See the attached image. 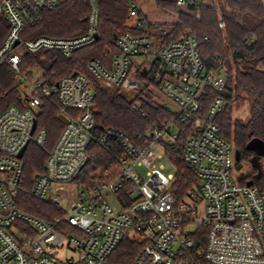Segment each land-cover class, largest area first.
I'll use <instances>...</instances> for the list:
<instances>
[{"label": "built area", "instance_id": "obj_1", "mask_svg": "<svg viewBox=\"0 0 264 264\" xmlns=\"http://www.w3.org/2000/svg\"><path fill=\"white\" fill-rule=\"evenodd\" d=\"M64 1L0 0V17L9 24L0 43V65L8 66L18 80L29 78L21 67L26 51L52 50L68 56L96 41L95 0H90L82 34L23 37L24 29L39 23L45 10ZM175 2L192 14L200 4V0ZM129 14L142 33L119 35V52L111 66L92 58L89 71L102 83L127 93L157 87L175 104V109L167 105L175 117L154 123L139 136L140 142L114 127L98 129L90 77L77 71L52 85L39 69L40 77L31 82L34 93L0 111V264H111L125 236L142 244L134 264H264V189L248 184L250 180L235 181L234 143L217 123L225 104V61L217 54L216 67L210 68L191 33L160 42L141 16L138 1L131 4ZM225 25L221 17L220 26ZM256 39L250 34L245 42ZM134 57H141V62L135 64ZM209 91L215 97L204 111L203 98ZM53 97L59 101V115L68 121L32 189L34 197L63 211L48 220L21 208L18 198L26 179L23 155L30 143L45 146L48 133L39 126L38 116ZM179 122L193 127L183 153L199 180L182 199L173 190L176 172L165 173L160 161L169 160V150H180ZM112 140L122 153L120 174L90 186L77 185L89 160V147H108ZM137 166L146 168L145 176Z\"/></svg>", "mask_w": 264, "mask_h": 264}, {"label": "trees", "instance_id": "obj_2", "mask_svg": "<svg viewBox=\"0 0 264 264\" xmlns=\"http://www.w3.org/2000/svg\"><path fill=\"white\" fill-rule=\"evenodd\" d=\"M95 1L99 8V23L98 37L93 44L68 56L52 50L26 51L21 67L28 71L32 68L40 69L43 77L52 85L77 71L89 73L86 74L94 89L93 113L97 128L114 127L140 142L139 136H144L154 123L173 119L175 114L167 105L154 100L152 94L147 92L148 88L130 99L120 88L105 86L90 73L88 64L92 58H100L111 66L114 56L119 52V35L126 31L142 33L128 24L131 4L136 0ZM158 3L176 6V2L170 0H158ZM195 9L196 14L179 12V20L172 25L164 39L166 42L173 41L189 32L199 40L202 57L210 68L216 67L214 58L217 54L225 61V104L217 123L224 137L232 141L235 150L240 152L238 161H251L255 152L248 148L249 142L254 138L264 141V5L262 0H216L211 3L200 0ZM90 10V0H66L45 10L42 20L34 26H27L22 35L27 39L42 35L57 38L78 36L87 28ZM221 17L225 20V27L220 26ZM8 31L9 24L0 17V43ZM250 34H255L257 39L252 44H247L245 39ZM19 83L8 66L0 65V111L21 103ZM214 97L215 93L209 91L203 98L204 111L209 108ZM245 101L250 104V117H235L234 105ZM59 113L57 97L45 101L38 123L47 130V142L44 147L30 143L22 158L26 179L18 205L48 220L62 215L63 211L50 202L34 197L32 189L35 177L45 172L49 153L64 128L65 124ZM179 126L181 133L177 144L180 150H169L168 157L176 168L173 190L182 199L198 185L199 180L183 153L184 144L194 133L193 127L182 122H179ZM110 144L108 147L96 144L89 147L88 163L76 182L90 186L120 174L121 149L115 140ZM249 180L264 189V170L259 173L256 167L253 174L241 182L247 183ZM200 239L205 240V237L200 235ZM141 248V242L125 236L112 254L110 262L134 264Z\"/></svg>", "mask_w": 264, "mask_h": 264}, {"label": "rangeland", "instance_id": "obj_3", "mask_svg": "<svg viewBox=\"0 0 264 264\" xmlns=\"http://www.w3.org/2000/svg\"><path fill=\"white\" fill-rule=\"evenodd\" d=\"M136 1H139V0H136ZM170 1L175 2V0H170ZM213 1H216V0H205V2L207 3H211ZM140 2L142 3V5H140V14L142 17H144V19L146 20V22L148 23L150 27V30L153 32L154 36L157 37L160 42L165 41L164 39L165 35L171 31L172 25L179 20V12L183 11V12L191 13L190 8L186 6H181L177 2L175 4L176 6L161 5L158 3V0H152V1L142 0ZM149 3H153V5L155 6L154 9H149L144 12V9H143L144 6L146 7V4H149ZM131 19L134 20L133 18H129V20ZM150 20H153V22ZM133 59H134L135 64H138L142 60L141 57H134ZM23 71L27 77L29 76V78L28 79L23 78L19 80L20 81L19 91H20V97L26 98L28 96H31L34 93V87L31 84V82L36 81L40 77V73H39V69L37 68H32L30 69V71L28 70H23ZM104 85L108 86L106 84ZM147 92H150L152 94V97L154 100L162 104L172 106L171 108L176 107L175 104L169 98H167L163 93H161L157 87L150 88L149 90H147ZM138 93H141V92H128V93L126 92V95L131 99V98H134ZM233 115L235 117H242L244 119L249 118L250 117L249 102L245 101L244 103H241V104L240 103L235 104L233 107ZM252 158L253 159L251 161L249 160V161L239 162L238 160H236L234 156V160H235L234 161L235 162L234 175H235V181L237 183H240L242 179L246 178L247 176L252 175L256 167L259 173L262 170H264V157L263 156L257 157L256 155H254V157ZM160 161L164 163L166 167L164 169L165 173H175L176 172L175 166L171 164L166 157ZM137 170L141 172L142 176H145V172H146L145 167L137 166ZM78 184L80 183L77 182V185Z\"/></svg>", "mask_w": 264, "mask_h": 264}, {"label": "water", "instance_id": "obj_4", "mask_svg": "<svg viewBox=\"0 0 264 264\" xmlns=\"http://www.w3.org/2000/svg\"><path fill=\"white\" fill-rule=\"evenodd\" d=\"M189 33V32H188ZM97 37H98V35H97ZM76 72H74V74H75ZM60 119L63 121V122H67L68 121V119H67V117L65 116V115H63V114H60ZM36 126V122H35V125H34V127ZM248 148L250 149V150H253L254 152H255V155L257 156V157H260V156H263L264 155V141H262V140H259V139H257V138H254V139H252L250 142H249V144H248ZM25 149H26V146L25 147H23V149L21 150V152L19 153V156L20 157H22V155H23V153H24V151H25ZM235 156H236V160H239L240 159V152L238 151V150H236L235 151ZM254 157V156H253ZM253 159V158H252ZM255 159H257V158H255ZM255 161V160H254ZM256 163V162H255ZM257 165V164H256ZM253 183V181L252 180H250L249 182H248V184H252Z\"/></svg>", "mask_w": 264, "mask_h": 264}, {"label": "crops", "instance_id": "obj_5", "mask_svg": "<svg viewBox=\"0 0 264 264\" xmlns=\"http://www.w3.org/2000/svg\"><path fill=\"white\" fill-rule=\"evenodd\" d=\"M140 1H142V0H139L138 1V3L140 4V5H142V3L140 2ZM150 1H152V0H150ZM149 7H151V8H149ZM154 5H153V3H149V4H146V7L144 6V12L145 11H147V10H149V9H154ZM146 16H147V14H146ZM134 19V18H133ZM149 20V19H148ZM150 21H152L153 22V20H150ZM128 24L132 27V28H136L135 27V20H129V22H128Z\"/></svg>", "mask_w": 264, "mask_h": 264}]
</instances>
